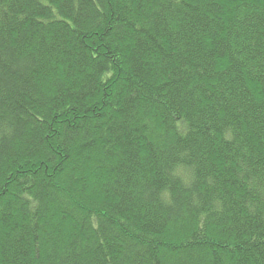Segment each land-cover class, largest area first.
I'll list each match as a JSON object with an SVG mask.
<instances>
[{"label":"trees","instance_id":"1","mask_svg":"<svg viewBox=\"0 0 264 264\" xmlns=\"http://www.w3.org/2000/svg\"><path fill=\"white\" fill-rule=\"evenodd\" d=\"M0 264H264V0H0Z\"/></svg>","mask_w":264,"mask_h":264}]
</instances>
